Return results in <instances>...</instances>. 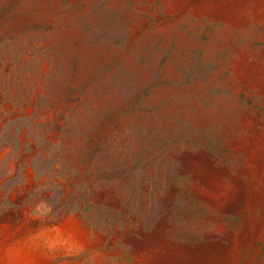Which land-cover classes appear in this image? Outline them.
<instances>
[{
  "label": "rangeland",
  "instance_id": "1",
  "mask_svg": "<svg viewBox=\"0 0 264 264\" xmlns=\"http://www.w3.org/2000/svg\"><path fill=\"white\" fill-rule=\"evenodd\" d=\"M0 264H264V0H0Z\"/></svg>",
  "mask_w": 264,
  "mask_h": 264
}]
</instances>
